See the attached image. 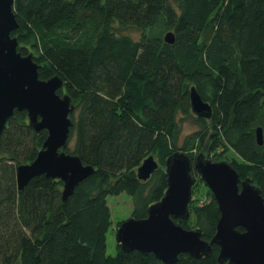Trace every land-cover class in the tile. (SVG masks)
Wrapping results in <instances>:
<instances>
[{"label": "trees", "instance_id": "1", "mask_svg": "<svg viewBox=\"0 0 264 264\" xmlns=\"http://www.w3.org/2000/svg\"><path fill=\"white\" fill-rule=\"evenodd\" d=\"M14 13L18 52L33 54L40 80L60 77L59 94L75 105L64 152L95 173L66 203L64 183L45 176L20 192L17 168L36 159L48 133L16 111L0 135V264H165L119 245L107 254L108 198L127 194L131 218H148L168 189L167 159L182 152L195 161L203 153L190 155L197 144L233 152L237 159L224 161L264 199V144L256 136L264 130V0H15ZM169 32L174 45L164 41ZM193 88L211 105V119L193 114ZM185 119L199 130L181 145ZM149 157L159 169L142 181L138 169ZM208 194L192 202L188 222L176 223L210 243L221 213ZM219 254L213 246L210 257L181 255L176 264H220Z\"/></svg>", "mask_w": 264, "mask_h": 264}, {"label": "water", "instance_id": "2", "mask_svg": "<svg viewBox=\"0 0 264 264\" xmlns=\"http://www.w3.org/2000/svg\"><path fill=\"white\" fill-rule=\"evenodd\" d=\"M14 5L15 0H0V135L16 111L27 112L29 126L36 132L48 133L36 159L17 168L18 189L24 191L40 176L61 180L66 203L95 170L84 166L79 157L64 152L74 126L71 115L75 105L68 94H59L65 87L60 77L40 80L33 54L23 56L18 52L19 41L12 36L19 26ZM164 41L174 45L175 34L167 33ZM190 98L195 116L212 118L211 105L195 88ZM256 136L262 146L261 127ZM165 166L168 189L163 199L149 208L148 218L128 219L117 230L116 240L124 253L153 254L165 264H176L181 255L210 257L212 247L218 246L220 264H264V199L251 179L242 180L229 162H213L203 153L193 161L187 154L177 152ZM158 169V162L149 157L138 169L139 179L148 181ZM198 177L213 194L221 213L210 243L203 240L201 230H188L176 223L191 219L190 205Z\"/></svg>", "mask_w": 264, "mask_h": 264}, {"label": "rangeland", "instance_id": "3", "mask_svg": "<svg viewBox=\"0 0 264 264\" xmlns=\"http://www.w3.org/2000/svg\"><path fill=\"white\" fill-rule=\"evenodd\" d=\"M117 30L122 35H127L133 38L134 40L140 39V32H138L136 29L133 28H125L121 29L119 26H117ZM20 46V44H19ZM199 130V127L197 123L193 119H185L181 123V138H180V144H184L188 137L191 136L193 133ZM210 142V141H209ZM211 143L208 144L206 149H200L198 147V144L195 145V147L191 150L190 155H198L199 152H203L207 159L215 160L217 162H222L224 160H229L230 162L236 158V156L231 152L230 150L228 152H225L226 148H221L218 153L211 154ZM237 159V158H236ZM208 188L202 183L201 179L198 177V183L195 186L193 190V203L201 202L208 200L209 194H208ZM210 191V190H209ZM109 207L111 209L112 214V221L113 226L111 227L109 233H108V248H107V254L109 256H115L117 254V230L118 225L122 224L123 222L127 221L128 219H131L134 211V203L130 196L127 194H121L119 196H110L108 198ZM194 220V219H193ZM195 224L191 225L192 229L194 228Z\"/></svg>", "mask_w": 264, "mask_h": 264}, {"label": "bare ground", "instance_id": "4", "mask_svg": "<svg viewBox=\"0 0 264 264\" xmlns=\"http://www.w3.org/2000/svg\"><path fill=\"white\" fill-rule=\"evenodd\" d=\"M194 200V199H193Z\"/></svg>", "mask_w": 264, "mask_h": 264}]
</instances>
